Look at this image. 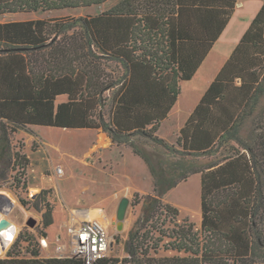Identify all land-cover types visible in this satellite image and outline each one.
<instances>
[{"label":"trees","instance_id":"16d2710c","mask_svg":"<svg viewBox=\"0 0 264 264\" xmlns=\"http://www.w3.org/2000/svg\"><path fill=\"white\" fill-rule=\"evenodd\" d=\"M106 1L0 0V14L74 9ZM196 1L119 0L94 16L47 24L45 33L57 34L59 39L32 46L4 43L0 24V100L3 99L6 117L0 120V181L10 176L9 170H17L20 176H14L17 183L25 175L28 165L25 154L14 151L4 158V146H9L11 132L29 123L98 127L107 131L113 142L130 144L132 151L147 164L154 188L153 194L148 195L147 215L140 219L138 228L130 231L125 242L128 257L123 261L129 264H231L233 260L248 263L257 260L258 250L264 253V106L256 116L250 140L241 142L248 152L252 176L238 187L224 184L209 196L202 195V230H194L193 223L174 222L172 228L161 227L175 221L178 215L176 207L163 201V194L188 175L179 179L167 176L132 139L133 135L143 134L170 150L168 143L155 135L158 116L117 113L108 122L102 110L104 93L115 86H119V102L129 107L141 102L163 107L165 111L170 107L180 93V79L191 77L226 23L220 14L196 5ZM263 11L264 6L257 16ZM80 19V29L74 28V21ZM102 26L107 35L99 45L96 30ZM258 38L260 32L250 28L242 41L254 45ZM110 65L118 69H110ZM119 68L120 76L115 74ZM236 77L242 79L241 84H234ZM225 78L228 82L223 81ZM63 92L70 93V100L55 107L52 99ZM261 94H264V71L233 66L227 73L224 68L202 98L208 105L198 110L203 111L204 117L212 114L214 127L228 130L237 127L245 107L257 102ZM191 125L190 139L186 134L183 147L191 154L206 152L215 140L214 127L209 129L204 119ZM44 192L40 191L32 205L38 211L46 206L42 213L46 228L53 223V215L51 206L44 202ZM242 203L248 210L249 241L239 225L243 220L236 212ZM157 223L160 225L156 227ZM20 238L25 250L34 257L21 255L17 248L0 259V264H83L73 257H42L36 236ZM164 238H168L162 243L165 249L187 254L154 256L152 252L157 251ZM241 240H245L243 245L239 243ZM109 260L104 259L102 264Z\"/></svg>","mask_w":264,"mask_h":264},{"label":"rangeland","instance_id":"374dc122","mask_svg":"<svg viewBox=\"0 0 264 264\" xmlns=\"http://www.w3.org/2000/svg\"><path fill=\"white\" fill-rule=\"evenodd\" d=\"M117 1L119 0H108L89 7L38 11L31 14L29 17H31L30 20H34L32 21L34 33L40 34L36 43L59 39V36L53 33L44 38L43 28L47 24L53 25L94 16L107 10ZM243 2L245 0H197L196 5L207 7L211 13L220 14L227 21V26L230 22L238 20V31H240L247 22ZM14 19L26 20L19 14L2 16L3 22ZM252 21L251 29L260 32V38L255 41L254 45L251 42L239 43L240 40L237 38L223 51L222 46L218 45L220 38L215 40L192 77L180 80V94L166 111L163 107H157L148 102L136 103L131 107L120 103L118 100L119 86L106 91L103 95L105 105L102 110L108 122H111L110 119L117 113L132 117H138L145 113L158 116L159 126L155 135L168 143L170 150L143 134L133 135L132 139L149 156L153 165L163 169L167 176L179 179L188 175L185 179L178 180L175 187L177 185L179 187L176 191L173 188L169 189L163 194L162 199L174 207L184 205L192 209L193 211H189V216L192 218L180 216L178 213L174 217L175 221H168L161 226L163 228H172L174 222H177L183 225L193 223L194 230H202L201 195L209 196L214 191L221 189V185L224 184L231 183L234 187H238L237 185H240L241 182L247 183L252 176L248 152L242 148L241 142L249 141L253 134L256 116L264 106V94L259 96L257 102L252 101L245 107L237 127H231L228 130L221 127L215 128L214 143L206 149V152L191 154L177 141L181 130L183 127H187L188 121L191 120L189 118L191 112L199 104L206 87L225 61V57H222L221 53L225 52L228 55L234 50L237 54L232 59V63L238 69H256L260 73L264 71V11ZM81 23V19L74 21V28L80 29ZM23 25L26 26V23ZM26 27H28V31L24 35L30 33V26ZM106 35L103 26L96 30L97 44H103ZM5 42L11 45H26L8 40ZM96 49L100 51L98 48ZM110 69L117 70L118 68L110 65ZM121 73L122 69L120 68L119 72H115L118 76ZM234 82H240V78L236 77ZM67 98V94L60 95L56 101ZM3 115V106L0 100V120H5ZM212 124L209 122V127H212ZM4 150V158L9 154L12 155L14 151L25 154L28 165L25 175L20 178V183L14 179L17 170H9L10 176L0 181V194L6 195L7 198V194H10L17 202V206L11 209L13 213H9V219L20 224L13 238L16 240L11 246L12 240L6 250L0 254V259L6 258L10 251H16L17 248L21 250V247L25 245L20 238L22 235L35 237L45 232L48 238L54 241L57 235H63L67 215L71 210L95 207L103 208L102 220L104 223L106 221L107 224H105L113 236L107 259L123 261L125 257H128V253L125 251V242L130 231L138 228L140 219L147 215L150 204L148 195H150L153 186L147 164L132 151L130 144L113 142L108 132L98 127L65 128L56 125H31L11 132L9 146H4ZM209 165H213L211 169L206 168ZM58 168H62L61 174L57 173ZM198 168H203V170L193 172ZM16 177L19 178V174ZM23 181H25L24 185ZM42 190L45 191L43 193L44 202L51 206L53 215L52 225L46 228L42 224V213L46 210V206L44 205L38 211L32 205ZM124 195L129 198L130 202L123 228L118 231L114 222L115 210L120 197ZM22 199L25 200V203L22 202ZM5 204H7V200L0 195V205ZM194 210H198V212L196 213ZM236 212L237 217L243 220L239 225L243 235L247 236L246 241H249L248 210L242 203L236 208ZM171 217L170 214L167 217L168 220ZM29 218L36 219L33 227L26 225ZM155 225L157 227L160 224ZM153 231L158 234L157 230ZM167 241L168 238H164L157 251L152 254L157 257L187 254L170 248L165 249L162 243ZM244 241L241 240L240 245H243ZM247 253L249 252L247 251ZM42 255H46L44 251ZM258 255L256 261H264V253L258 250ZM233 261L237 262V260Z\"/></svg>","mask_w":264,"mask_h":264},{"label":"crops","instance_id":"0c3cea01","mask_svg":"<svg viewBox=\"0 0 264 264\" xmlns=\"http://www.w3.org/2000/svg\"><path fill=\"white\" fill-rule=\"evenodd\" d=\"M243 6H244L243 10L245 11V16H246L245 18L247 19V22H246V25L244 26V28H242L240 31H238V25H239L238 20H234V22H230V24L228 26H227V21H226V23H225L222 31L220 32L219 36L215 39V40H217V39L220 38V40L218 42V45L222 46L223 51L226 50L232 43H234V41L237 38L240 40L239 43L240 42H243L242 41V38H243L245 32L248 31L251 28L252 23H253L252 20H255V18L257 17L258 13L260 12V10L262 9V7L264 6V0H245V2H243ZM37 12L38 11H31V12L20 11V12H15V13H4V14H0V24L2 26V41L4 43H6L5 40H8L10 42H14V43H24L26 45H31V46L32 45L42 44V43H47L46 41L41 42V43H36V41L40 37V34L39 33H34V29L32 27V21H34V20H30L31 17H29V16L31 14H35ZM42 12H45V11H42ZM7 14H16V15L19 14L20 16L25 17L26 20L21 21V20H18V19L17 20L14 19V20H8L6 22H3L2 16H5ZM25 23H26V26H30V28H29L30 33L28 35H24L28 31V27H26L25 25H23ZM43 36H44V38H47L48 37V35L45 33V29L44 28H43ZM221 54H222L221 55L222 57L223 56L225 57V61L217 69V72L215 73L212 81L208 84V86L206 87L203 95L201 96V99H200L199 104L196 105L195 108L193 109V111L191 112V114L189 116V118L191 120L188 121L187 127H183V129L181 130V134L177 138V141L179 139L180 142H181V143L178 142V144H181V145L183 144V142L185 140V137H186V134H187L188 138L190 139L191 131H192L190 129V127L192 125H190V124L198 123L202 119H204V121H205V123H206V125L208 126L209 129H211L212 127H214V126L209 127V125H208V123L209 122H212V120H213L212 114L210 115V113H209V114H207L206 117H204L203 111L198 110V107H200L202 105H208L207 103H204L202 101V98L205 95V93L207 92V90L210 87V85L216 79V76L218 75V73L222 69H224V68H225L226 72L228 73V72H230V70L232 69V67L235 66L232 63V59L237 54V53H235L234 50L232 52L228 53V55H226L225 52L224 53H221ZM206 55L204 56V58L206 57ZM203 59L201 60V62L203 61ZM201 62L199 63V65L196 68V70L192 73V75L200 67ZM192 75H191V77H192ZM238 78H240V77H238ZM223 81L224 82H228V80L226 78ZM241 82H242V79L240 78V82H234V84L239 85V84H241ZM180 91H181V87H180ZM65 94L68 95V98L66 100H61V101H58V102L56 101V98L58 96L65 95ZM179 94H178V96H179ZM178 96H177V98H178ZM70 97H71V95H70L69 92H63V93L57 94L52 100H53V103H54V105L56 107L59 103L70 100ZM177 98L175 99V101L177 100ZM2 100L3 99H1V101ZM209 106L212 108V105H209ZM3 118H5V120H6V117L4 115H3ZM31 125H47V124H39V123H29L28 124V126H31ZM65 128H82V127H65ZM215 128L216 127H214L213 129L216 131L217 128L216 129ZM211 168L212 167H210L208 169H211ZM152 184H153V179H152ZM177 187H179V185H177L176 187L174 186L172 188L174 189V191H176L177 190ZM153 188H154V186H152V190L150 192V195L153 194ZM176 208L178 209V213H179L180 216H189V211H193L192 209H190V208H188L187 206H184V205L183 206L182 205L181 206L180 205H177ZM200 210H201V213H202V221H203V213H204V210H203V205H202V195H201V200H200ZM194 212L197 213L198 210H194ZM189 217L192 218L191 216H189ZM231 264H264V261H253V262H248V263H240L238 261L237 262L236 261H232Z\"/></svg>","mask_w":264,"mask_h":264},{"label":"built area","instance_id":"2783aa9c","mask_svg":"<svg viewBox=\"0 0 264 264\" xmlns=\"http://www.w3.org/2000/svg\"><path fill=\"white\" fill-rule=\"evenodd\" d=\"M57 173L61 174L62 168H58ZM3 198L7 200L5 197ZM11 209L12 204L8 203L7 200V204L0 205V214L6 216L10 213ZM95 209L99 215L104 214L103 208L95 207ZM88 210V208L71 210L67 215L63 235H57L54 241H51L47 235H36L40 255L42 257H73L80 259L83 264H102V261L108 257L111 250L113 236L103 223L102 217H87ZM20 251L21 255L25 257H34L24 247H21ZM43 251L46 254L45 256L42 255ZM104 264L129 263L118 259L115 261L110 259L108 263Z\"/></svg>","mask_w":264,"mask_h":264},{"label":"bare ground","instance_id":"6f19581e","mask_svg":"<svg viewBox=\"0 0 264 264\" xmlns=\"http://www.w3.org/2000/svg\"><path fill=\"white\" fill-rule=\"evenodd\" d=\"M7 195H8L7 200H9V203L12 204V207L14 209L17 206L16 199L14 198V196H12L10 194H7ZM11 213H13V210L10 211V214ZM103 216H104V214L99 215L95 208L89 209L88 213H87L88 218L103 217ZM9 218H10L9 214L6 216L0 214V254L3 251H5L6 248L10 245V243L12 242L13 238L16 235V232L18 231V229L20 227V224L18 222L12 221ZM103 223H104V221H103ZM105 223H106V221H105Z\"/></svg>","mask_w":264,"mask_h":264},{"label":"water","instance_id":"95a60500","mask_svg":"<svg viewBox=\"0 0 264 264\" xmlns=\"http://www.w3.org/2000/svg\"><path fill=\"white\" fill-rule=\"evenodd\" d=\"M2 197H5L7 198L6 195L4 194H0ZM129 198L127 196H122L120 197L119 201H118V204L116 206V210H115V217H114V222H115V225H116V229L118 231L122 230L123 228V225H124V219H125V215H126V212H127V208H128V205H129ZM36 223V219L34 218H29V220L26 222V225L29 226V227H33L34 224Z\"/></svg>","mask_w":264,"mask_h":264}]
</instances>
